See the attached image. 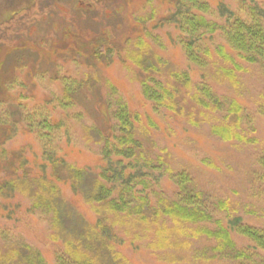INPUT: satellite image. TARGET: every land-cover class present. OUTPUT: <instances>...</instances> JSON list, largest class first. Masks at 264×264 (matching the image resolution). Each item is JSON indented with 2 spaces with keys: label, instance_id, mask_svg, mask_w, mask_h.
Segmentation results:
<instances>
[{
  "label": "rangeland",
  "instance_id": "374dc122",
  "mask_svg": "<svg viewBox=\"0 0 264 264\" xmlns=\"http://www.w3.org/2000/svg\"><path fill=\"white\" fill-rule=\"evenodd\" d=\"M207 1L242 16L239 0ZM172 2L0 0V253L5 250L2 237L8 236L13 244L39 250L46 264H55L60 243L51 242L48 225L29 212L42 180L58 187L69 211L94 225L91 206L73 190L66 169L43 159L36 131L42 123L57 126V131H46L56 158L96 173L101 137L112 140L111 111L117 102L135 117V135L148 153L162 155L174 171L188 173L212 197L229 200L233 215L245 224L264 226L263 201L251 188L259 171L254 157L264 152V80L258 68L240 63L245 71L237 72L238 91L209 81L215 93L237 100L253 116V144L213 137L209 127L221 121L218 115L202 116L191 104L183 106L192 117L158 112L142 96L143 74L134 65L137 53L150 61L156 55L169 69L187 71L193 84L204 74L187 63L176 43L178 31L161 23ZM7 185L13 186L12 192L5 190ZM159 186L169 195L174 192L167 179ZM117 235L125 242L116 250L131 264H203L184 259L186 253L171 251L177 254L173 259L163 251L146 250L147 239L138 240L133 232Z\"/></svg>",
  "mask_w": 264,
  "mask_h": 264
},
{
  "label": "trees",
  "instance_id": "16d2710c",
  "mask_svg": "<svg viewBox=\"0 0 264 264\" xmlns=\"http://www.w3.org/2000/svg\"><path fill=\"white\" fill-rule=\"evenodd\" d=\"M239 1L242 16L225 7L213 8L207 0H173L172 10L161 20L162 25L178 31L176 43L187 63L204 73L196 84L187 71L169 69L156 55L150 61L137 53L134 65L143 74L139 82L142 96L155 111L192 117V111L183 106L191 104L202 116L221 118L209 127L213 137L253 144V116L237 100L219 96L210 84H226L238 91L237 72L245 71L240 63L256 66L264 80V0ZM162 75L166 80H161ZM68 85L71 89L74 83ZM260 113L264 117V111ZM111 117L115 122L112 140L101 137V165L96 173L56 158L46 131H57V126L42 123L37 128L43 159L66 169L73 190L91 206L96 218L94 225L89 224L77 211L66 208L55 184L38 182L29 212L48 225L50 241L60 243L55 264H131L116 250L117 244L125 242L117 232H133L136 239H147L145 249L163 251L165 258L175 259L174 251L203 264H264V226L245 224L233 215L236 210L229 200L212 197L188 173L174 171L162 155L148 153L135 135V117L124 105L117 102ZM254 160L259 171L253 175L251 188L264 204V152ZM163 179L174 186L172 194L158 190ZM12 187L7 185L5 190L12 192ZM69 220L71 227H67ZM2 242L5 250L0 253V264H46L40 251L29 244H13L8 236Z\"/></svg>",
  "mask_w": 264,
  "mask_h": 264
}]
</instances>
